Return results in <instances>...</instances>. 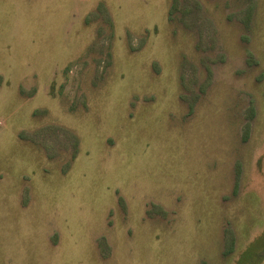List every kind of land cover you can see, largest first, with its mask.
<instances>
[{"label":"rangeland","instance_id":"1","mask_svg":"<svg viewBox=\"0 0 264 264\" xmlns=\"http://www.w3.org/2000/svg\"><path fill=\"white\" fill-rule=\"evenodd\" d=\"M0 264H264V0H0Z\"/></svg>","mask_w":264,"mask_h":264},{"label":"trees","instance_id":"2","mask_svg":"<svg viewBox=\"0 0 264 264\" xmlns=\"http://www.w3.org/2000/svg\"><path fill=\"white\" fill-rule=\"evenodd\" d=\"M247 126V125H246ZM244 138L247 137V127L245 128V131H244V135H243Z\"/></svg>","mask_w":264,"mask_h":264}]
</instances>
